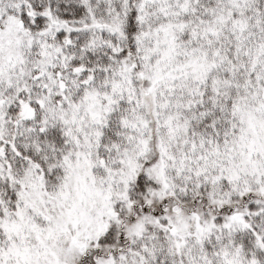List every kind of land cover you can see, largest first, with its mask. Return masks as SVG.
<instances>
[{
	"label": "snow or ice",
	"instance_id": "6c2138e0",
	"mask_svg": "<svg viewBox=\"0 0 264 264\" xmlns=\"http://www.w3.org/2000/svg\"><path fill=\"white\" fill-rule=\"evenodd\" d=\"M0 264H264V0H0Z\"/></svg>",
	"mask_w": 264,
	"mask_h": 264
}]
</instances>
